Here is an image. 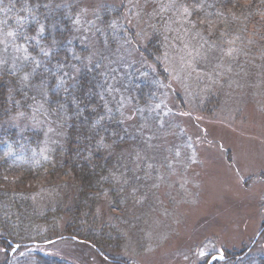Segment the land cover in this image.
Returning <instances> with one entry per match:
<instances>
[{
    "label": "rangeland",
    "instance_id": "rangeland-1",
    "mask_svg": "<svg viewBox=\"0 0 264 264\" xmlns=\"http://www.w3.org/2000/svg\"><path fill=\"white\" fill-rule=\"evenodd\" d=\"M77 1L72 39L88 49L89 55L98 56L99 46L115 41V34L120 39L107 54L110 63L105 71L112 80L109 99L112 111L117 106L129 121L148 128L145 150L138 157L151 159L145 186L139 182L132 186L137 195L126 213L110 215L103 208L106 204L96 212L99 217L107 213L106 220L112 217L122 229V241L115 243L114 234L108 237L116 244L111 250L117 249L121 257L104 262L92 249L64 241L17 254L14 245L9 264H36V253L64 264H264V71L260 70L264 14H235L227 6L219 8L204 0L199 4L196 0H133L121 21L120 30L126 36L122 39L115 19L105 24L102 17L103 12L119 9L121 0ZM5 6L0 0L1 13ZM184 6L190 15L184 13ZM254 14L258 19L248 26ZM32 24L26 17L18 26L32 37ZM158 26L167 38L164 60L169 82L153 79L158 86L157 102L154 108H146L136 103L129 83L149 69L137 47H143ZM9 31L18 33L17 45L25 44L20 29H9L1 18L0 61L6 62L0 63V70L3 65L8 69L12 64L23 69L34 66L23 59V49L17 52L12 46L13 37L6 35ZM133 33L145 38L140 40ZM27 47L34 56L29 43ZM210 95L219 101L203 112ZM41 111H36V117L41 115L36 127H45L43 155L50 159L57 135ZM134 168L138 172L140 164ZM18 171L0 163V187L13 190ZM32 186L37 188L34 203L41 211L69 190L47 186L43 176L34 179ZM68 198L64 204L71 205ZM65 217L50 220L58 219L62 229L71 222L70 216ZM70 225L77 227L75 222ZM78 226L81 233L86 224ZM5 253L0 244V264L6 261Z\"/></svg>",
    "mask_w": 264,
    "mask_h": 264
},
{
    "label": "trees",
    "instance_id": "trees-1",
    "mask_svg": "<svg viewBox=\"0 0 264 264\" xmlns=\"http://www.w3.org/2000/svg\"><path fill=\"white\" fill-rule=\"evenodd\" d=\"M132 1L121 0L119 9L112 13L103 12V22L108 24L115 19L120 30L124 23L121 21ZM201 1L196 0V4ZM204 1L219 8L227 6L235 14H264V0ZM2 2L6 3V8L3 13L0 12V19L8 23L9 29H20V33L22 29L18 24L21 23L18 21L26 17H30L33 23L29 28L32 37L37 36L40 25L45 28L42 37H38L40 45L34 40L29 42V50L43 63L27 82L22 77L31 73L34 66H24L23 69L19 65H8L12 62L10 60L7 64L9 69L3 65L4 70H0V163L10 165L20 174L13 190L0 187V244L6 252L4 264L10 263L9 255L14 245L19 246L15 252L17 254L64 241L80 243L92 249L104 262L121 257L117 249L111 250L116 244L112 245L108 237L114 234L115 243L122 241V229L112 217L106 220L107 213L99 217L96 212L101 204H106L103 208L110 215L116 211L118 214L126 213L127 206L137 195L132 192V186L138 182L145 186L146 167L151 159L149 161L143 156L138 160L145 150L148 128L142 123L129 121L117 106L113 107V111L111 109L109 91L112 80L105 71V65L110 63L108 51L120 39L115 34L116 40L107 43V47L99 46L100 53L94 57L89 55L88 49L72 39L79 10L77 0ZM257 19L255 14L249 16L248 26ZM120 31L119 37L124 39L126 36ZM97 40L102 44L100 37ZM144 44L137 47V51L149 69L135 79H127H130V93L136 103L141 107L154 108L158 86L153 79L169 82L164 60L167 38L162 27L153 30ZM41 45L53 52L51 58L42 56L39 50ZM74 55L82 58L91 56V59L76 60ZM65 60L68 66L75 65L76 70L71 71V78L64 77L66 83L61 86L57 62L63 65ZM260 70L264 71V65ZM64 71L69 72L70 67L65 66ZM8 93L11 94L7 97ZM207 100L203 112L211 110L213 103L219 101L215 95H210ZM39 110L46 115L57 135L56 143L51 146L50 159H45L43 155L47 134L45 127H36L40 125L36 124L39 123L37 117L40 114L36 117ZM20 113L25 115L21 116ZM101 117L104 119L101 120ZM101 137L109 147L100 146ZM139 164L140 169L135 172L134 166ZM42 176L47 186L69 189L44 211L34 203L37 188L32 186L33 180ZM68 197H71V205L64 204ZM63 215L65 218L70 216V224L75 222L77 227L67 222L59 229V220L54 223L50 220L53 216L60 218ZM49 220L51 223H47ZM81 222H85L86 226L78 233V223ZM34 258L36 264L65 263L41 253L34 254Z\"/></svg>",
    "mask_w": 264,
    "mask_h": 264
},
{
    "label": "snow or ice",
    "instance_id": "snow-or-ice-1",
    "mask_svg": "<svg viewBox=\"0 0 264 264\" xmlns=\"http://www.w3.org/2000/svg\"><path fill=\"white\" fill-rule=\"evenodd\" d=\"M183 11H184V13H187V14H189V15L191 14V13H189V9H188L187 6H184V7H183ZM18 23H21V24H22V23H23V20L18 21ZM44 31H45L44 26H43V25H40L39 30H38V32H37V36L29 37V36H27L25 33L20 32L19 35L22 36V37L24 38V40H25V44H24V45H17V44L15 43V38H16L17 35H18L17 32L9 31V32L6 33V35H7L8 37H13V40H12V46L15 48V50H16L17 52H19V51H21V49H23V52H24L23 59L26 60V61H30V62L34 65V67H33V69H32V72H31V73H27V74H25V75L22 77V80L25 81V82H27V81L29 80V77H30V76H31V75H32V74H33L38 68H40V67H41V64L43 63L42 60L37 59L36 57L31 56V55L29 54L27 44H28L30 41H33V40H34V41H36L37 45H40V40L38 39V37H42ZM133 37H139L140 40H143V39L145 38L141 33H133ZM128 42L130 43L131 41L129 40ZM3 43H5V45H6V47H7V41H3ZM137 43H139V41H137ZM229 43H231V41H229ZM39 50H40V53L42 54V56H43L44 58H51V57L53 56V52H52L50 49H47V48H45V47L42 46V45L40 46V49H39ZM74 59H76V60H83V59H90V57H83V58H82V57H80V56H78V55H74ZM156 59L159 60V57H157ZM5 62H6V61H0V63H5ZM65 66L70 67V71H69V72H65V71H64V67H65ZM149 67H152V66L149 65ZM57 68L60 70V73H61L60 78H59V83H60L61 86H63V85L66 83L64 77L71 78V71H75V70H76V69H75V65L68 66L66 60L64 61L63 65L61 64V62L58 61V62H57ZM152 70L155 71V68L153 67ZM45 96H46V94H45ZM59 107H63V105H59ZM20 115H21V116H24L25 114H24V113H20ZM32 118L35 119L34 116H33ZM130 118H131V117H129V119H130ZM103 119H104V117H101V120H103ZM99 122H100V121H98L97 123H99ZM121 123H122V121H121ZM99 143H100V146H101V147H109V145L104 144L103 137L100 138ZM178 154H179V153H177V155H178ZM45 159H47V157H45ZM5 179H7V178L5 177ZM116 179L118 180L119 178L117 177ZM125 182H126V181H125ZM17 247H19V246H17Z\"/></svg>",
    "mask_w": 264,
    "mask_h": 264
},
{
    "label": "water",
    "instance_id": "water-1",
    "mask_svg": "<svg viewBox=\"0 0 264 264\" xmlns=\"http://www.w3.org/2000/svg\"><path fill=\"white\" fill-rule=\"evenodd\" d=\"M260 234H261V233H259V234L257 235V238L259 237ZM257 238L255 239L254 243L256 242Z\"/></svg>",
    "mask_w": 264,
    "mask_h": 264
}]
</instances>
